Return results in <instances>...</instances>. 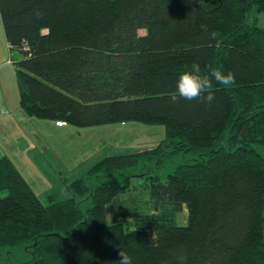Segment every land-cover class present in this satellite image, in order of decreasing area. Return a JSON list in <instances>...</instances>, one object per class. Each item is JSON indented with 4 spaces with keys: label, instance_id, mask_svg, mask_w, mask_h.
<instances>
[{
    "label": "trees",
    "instance_id": "1",
    "mask_svg": "<svg viewBox=\"0 0 264 264\" xmlns=\"http://www.w3.org/2000/svg\"><path fill=\"white\" fill-rule=\"evenodd\" d=\"M261 14L264 0H0L25 114L166 132L151 150L100 159L66 186L68 197L46 202L0 158V254L117 264L122 249L133 264H264ZM193 63L235 82L213 79L211 103L173 100ZM175 156L187 158L164 181L147 177L146 202L134 197L147 163L160 168Z\"/></svg>",
    "mask_w": 264,
    "mask_h": 264
},
{
    "label": "rangeland",
    "instance_id": "2",
    "mask_svg": "<svg viewBox=\"0 0 264 264\" xmlns=\"http://www.w3.org/2000/svg\"><path fill=\"white\" fill-rule=\"evenodd\" d=\"M258 20V25L264 27V14ZM165 138V128L161 125L128 122L78 127L28 116L19 105L16 76L0 87V158L6 157L14 165L42 202L51 194L61 199L68 197L66 186L86 176L100 159L148 151ZM185 159L175 156L160 168L153 162L147 163L146 176L133 180L134 197L146 202L143 190L147 177L164 181ZM140 172L138 167L136 173ZM3 195L0 193V197ZM142 210L148 211L149 207L144 205ZM186 216V211L177 215L178 226L186 225ZM29 259L30 254L24 250L12 255L0 254V264H26Z\"/></svg>",
    "mask_w": 264,
    "mask_h": 264
},
{
    "label": "clouds",
    "instance_id": "3",
    "mask_svg": "<svg viewBox=\"0 0 264 264\" xmlns=\"http://www.w3.org/2000/svg\"><path fill=\"white\" fill-rule=\"evenodd\" d=\"M209 75L202 74L199 64L193 63L189 69L185 70L176 81V94L173 100L183 98L188 101L203 97L208 103H211L215 96L210 91L213 79L221 86L229 87L234 84L235 76L232 72L225 74L221 70H212ZM207 92V95L205 93ZM120 259L117 264H133V258L124 250L118 253Z\"/></svg>",
    "mask_w": 264,
    "mask_h": 264
},
{
    "label": "crops",
    "instance_id": "4",
    "mask_svg": "<svg viewBox=\"0 0 264 264\" xmlns=\"http://www.w3.org/2000/svg\"><path fill=\"white\" fill-rule=\"evenodd\" d=\"M9 53V54H8ZM9 52V45L5 39L2 22L0 19V87L1 89L5 86L8 81L15 80V69L13 67ZM8 57V58H9Z\"/></svg>",
    "mask_w": 264,
    "mask_h": 264
}]
</instances>
